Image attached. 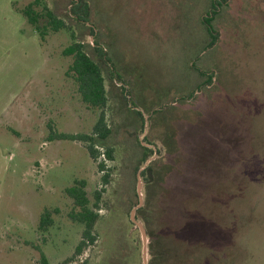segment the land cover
<instances>
[{"label": "rangeland", "instance_id": "rangeland-1", "mask_svg": "<svg viewBox=\"0 0 264 264\" xmlns=\"http://www.w3.org/2000/svg\"><path fill=\"white\" fill-rule=\"evenodd\" d=\"M32 1L0 0V264H42L41 253L47 264H142L140 234L129 218L138 203L136 174L145 164L138 162L142 147L153 151L147 166L167 156L152 123L175 127L170 106L176 105L205 109L206 142L212 146L203 145V131L197 130L189 147L192 164L175 177L176 187L187 189L206 173L222 187L216 223L206 227L205 239L198 235L199 246L174 248L173 261L264 264V0H227L211 22L219 35L210 48L204 25L210 0H84L87 23L71 13L76 0H43L69 27L43 40L21 12ZM71 32L105 77L104 112L111 135L103 143L113 149L112 160L104 162L106 185L86 143L54 138L90 134L99 115L82 102L65 74L71 59L62 52L72 42ZM96 46L118 75L117 87ZM209 77L211 85L197 93ZM132 111L141 113L142 129ZM218 135L227 136L226 141ZM218 140L230 153L226 181L216 174L219 167L210 154L200 161L202 153L214 152ZM145 179L141 176L144 201L151 185L149 176ZM76 181L84 182L98 215L95 240L79 254L85 227L71 218L73 204L66 195ZM95 192L100 193L97 208ZM183 195L178 193L173 208L181 226L186 224ZM45 211L51 226L41 232ZM200 215L194 212L192 218L199 221ZM136 219L143 223L137 214ZM157 226L144 224L148 264H156L149 247L158 238Z\"/></svg>", "mask_w": 264, "mask_h": 264}, {"label": "trees", "instance_id": "trees-1", "mask_svg": "<svg viewBox=\"0 0 264 264\" xmlns=\"http://www.w3.org/2000/svg\"><path fill=\"white\" fill-rule=\"evenodd\" d=\"M226 1L227 0H210L209 2L210 11L208 16L210 17L204 19L206 33L209 37V48L216 44L219 35L218 33H215L211 22ZM21 12L27 23L39 34L41 40L50 33H58L59 31L69 29L62 19L56 17L52 13L43 0L32 1L25 6ZM71 13L77 20L87 23L90 13L89 4L84 0H76L73 4ZM70 36L72 42L62 52L63 56L70 57L71 59V63L65 74L76 84L82 102L89 109L99 111V115L90 134L70 135L59 133L55 134L54 138L57 140L86 143V149L90 158L94 162H97V170L99 173H102L101 182L103 185H106L109 182V173L104 162L106 160H112L113 149L105 146L103 143L111 135V130L106 125L104 112L108 103V94L105 89V77L101 65L89 57L85 52L84 45L75 40L72 32ZM94 52L104 64L107 63L109 65L108 74L109 77L112 78L111 84L113 87H117L115 86L114 81L115 79L120 81V79L112 70L108 58L105 57L102 49L97 46L94 47ZM197 71L201 76L204 75L203 72L199 70ZM219 82L220 80H218V83ZM207 85H211V77L198 86V90L196 89L197 93L201 92L202 88ZM193 95H195L194 92L186 98L189 100ZM177 106L178 105L170 106V108L174 110L170 114H174V119L177 121L175 127L174 125H170V128L166 129L165 124L162 121L156 123L155 120L152 123V126H156L162 135L163 143L168 149L167 156L162 158L159 162H151L146 169L141 172V176L145 181L146 176H149L151 179V185H147L144 204L137 210L136 214L140 216L145 225L148 223L153 224L154 222L158 225V238L155 239L153 244L149 247L150 251H153V260L156 264H176L171 255L174 248L181 244L184 245V243L197 244V237L200 233L205 239L206 227L210 224L216 223L217 217L215 219L214 216L217 215V198L222 187L219 181L210 179L209 173H206L207 176L204 175L201 178H197V180L192 182L187 189L186 187L181 189V186L176 187V182H174L175 177L182 176V167L186 168V166L192 164V161L190 160L192 156L189 154L194 153L191 150L192 148L189 147H191V141H194L193 136L198 134L196 132L197 130L199 132L203 131V134H201V136H204L203 145L210 146L209 143H207L210 141L207 140L206 142V131H208V128L206 127L205 109L192 110L191 108L186 109V106L180 109L177 108ZM130 114H133L139 119L142 129L144 122L141 113L132 111ZM218 136L221 139H224V141L227 139V136L225 135L224 137L221 135ZM98 147L103 149L102 152ZM210 148L212 149V146H210ZM142 150L143 154L138 162L139 164L145 162L153 155V151L150 148L142 147ZM235 151L238 150L236 149ZM208 154H210L211 158L216 161L215 164L219 167H216L215 169L217 170L216 174L219 172V174L224 177V181H226L227 176L230 174V169L225 167L227 162L226 156H230V153L228 154V148L225 144H220L218 140V143H215L214 152L202 153L200 161L204 162L207 160L206 157ZM157 165L158 169L156 168ZM211 169L214 170V167ZM226 171L227 174H225ZM180 192L184 194L183 202L181 201V203L186 219V224L182 226L176 224V216L174 217L173 215L174 204L177 195L178 193L180 194ZM66 195L72 200L73 204V209L70 215L71 218L80 224H83L85 227L82 233V239L76 247V254H79L83 247L88 243H93L95 240L93 231L98 215L95 212V209L91 208L89 205L83 181H76L73 186L66 190ZM95 197L96 201L93 203V206L94 208H97L100 193L95 192ZM194 212L203 215H200L201 217L199 221H196V217L192 218ZM50 226V212L45 211L40 216L38 229L39 231L44 232ZM176 235H179V237H176ZM203 242L201 241V243ZM158 246L160 247L159 251L155 249L158 248ZM194 246H199V244ZM40 258L42 264H47L46 258L42 253Z\"/></svg>", "mask_w": 264, "mask_h": 264}, {"label": "water", "instance_id": "water-1", "mask_svg": "<svg viewBox=\"0 0 264 264\" xmlns=\"http://www.w3.org/2000/svg\"><path fill=\"white\" fill-rule=\"evenodd\" d=\"M149 163L148 161H145V164L143 165L142 168H139L136 174V195H137V200L138 203L137 205L132 208L130 211V221L135 225V227L138 229L140 238H141V243H142V264H148V242H147V233L146 229L144 227V223L141 221H138L136 219V211L141 208L144 204V196L142 193V180H141V172L147 167V164Z\"/></svg>", "mask_w": 264, "mask_h": 264}]
</instances>
